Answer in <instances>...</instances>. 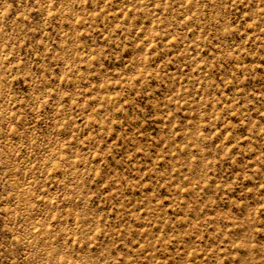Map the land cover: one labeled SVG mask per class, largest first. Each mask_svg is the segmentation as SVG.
I'll use <instances>...</instances> for the list:
<instances>
[{"label": "rangeland", "instance_id": "rangeland-1", "mask_svg": "<svg viewBox=\"0 0 264 264\" xmlns=\"http://www.w3.org/2000/svg\"><path fill=\"white\" fill-rule=\"evenodd\" d=\"M0 264H264V0H0Z\"/></svg>", "mask_w": 264, "mask_h": 264}]
</instances>
